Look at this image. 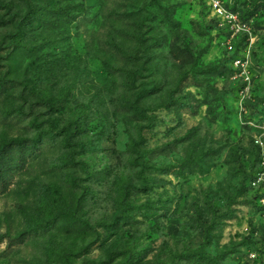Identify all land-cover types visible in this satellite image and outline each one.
<instances>
[{
	"label": "rangeland",
	"instance_id": "rangeland-1",
	"mask_svg": "<svg viewBox=\"0 0 264 264\" xmlns=\"http://www.w3.org/2000/svg\"><path fill=\"white\" fill-rule=\"evenodd\" d=\"M218 1L232 51L208 0H0V264H264V0Z\"/></svg>",
	"mask_w": 264,
	"mask_h": 264
},
{
	"label": "built area",
	"instance_id": "built-area-1",
	"mask_svg": "<svg viewBox=\"0 0 264 264\" xmlns=\"http://www.w3.org/2000/svg\"><path fill=\"white\" fill-rule=\"evenodd\" d=\"M208 6L210 7L213 13V17L217 19L220 25L219 27H222L225 30L226 36L223 41L224 47H226V49H228L229 51H232L234 48V38L241 33L249 35L248 29L245 27L244 24L241 23L239 15L227 9L220 1L208 0ZM232 66L233 69L239 71L243 75L245 85L249 86L250 78L248 76V57H237L233 59ZM246 90L247 87L245 88V91ZM261 160L264 168V152L262 153ZM263 176L264 169L260 177H255V179L251 181V187H258L260 185V182L262 181Z\"/></svg>",
	"mask_w": 264,
	"mask_h": 264
},
{
	"label": "trees",
	"instance_id": "trees-1",
	"mask_svg": "<svg viewBox=\"0 0 264 264\" xmlns=\"http://www.w3.org/2000/svg\"><path fill=\"white\" fill-rule=\"evenodd\" d=\"M243 19V17H242ZM245 21V20H244ZM36 80V76H34V78L32 79V81ZM56 105L55 102H51L50 100H48V106L50 107H54ZM46 135H51L54 136L53 131H49L46 133ZM25 141L23 140H11L10 142L4 144L1 148H0V168H4L6 167L7 161V153L10 149L12 148H17V149H22L25 146ZM79 148V150H81V152L83 150H85L84 145L82 144H77L75 145ZM132 256V255H131ZM131 256L129 258H131Z\"/></svg>",
	"mask_w": 264,
	"mask_h": 264
}]
</instances>
